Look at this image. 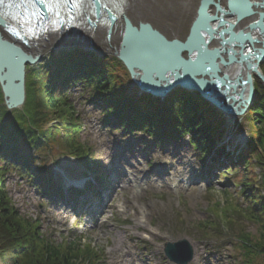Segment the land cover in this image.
Segmentation results:
<instances>
[{"label":"trees","instance_id":"16d2710c","mask_svg":"<svg viewBox=\"0 0 264 264\" xmlns=\"http://www.w3.org/2000/svg\"><path fill=\"white\" fill-rule=\"evenodd\" d=\"M117 63H120L118 66ZM264 74V66L260 67ZM125 66L116 58L100 55L76 46L60 50L42 65L28 68L26 101L23 107L8 110L0 88V260L2 264H99L100 250L82 236L57 242L40 230L39 220L20 215L12 206L3 186L5 175L16 172L44 192L48 176L41 151L50 150L53 158L68 153L74 158L88 159L89 151L78 140L80 117L67 98L70 86L80 84L83 98L100 107L104 116H113L126 129L144 131L161 139L166 135L190 136L199 150L200 161L209 162L208 169L228 177L235 190L224 189L226 206L221 214L227 227L215 220L197 226L210 248L222 245L233 250L230 264H264V85L255 81L256 97L244 118L250 137L247 148L236 152L217 148L212 161L220 118L197 92L176 89L164 100L151 94L129 93L124 88ZM130 76V75H129ZM56 149V150H55ZM229 164L222 168V158ZM36 161L40 164L35 165ZM93 177L103 174L92 169ZM212 177V176H211ZM91 190V185H88ZM92 191H94L92 189ZM70 192L78 193L71 189ZM243 200L240 202L239 199ZM71 199H74L71 196ZM77 206V205H76ZM220 210L219 202L214 205ZM224 209V210H223ZM234 211L257 227L252 234L243 229L232 230L228 213ZM230 221V222H229ZM210 227L207 231L203 228ZM228 229V230H225ZM226 237V238H225Z\"/></svg>","mask_w":264,"mask_h":264},{"label":"rangeland","instance_id":"374dc122","mask_svg":"<svg viewBox=\"0 0 264 264\" xmlns=\"http://www.w3.org/2000/svg\"><path fill=\"white\" fill-rule=\"evenodd\" d=\"M97 33L101 41H107L106 34L100 30ZM76 46L94 50L100 55L115 57L113 46L103 48L88 38L78 36L77 41L52 47L45 55L40 56L35 65L28 68L45 64L53 53ZM117 64L120 66V63ZM261 66H264V62ZM254 78L258 83L257 78ZM123 79L124 88L129 93L138 95L140 90L131 77L125 74ZM82 94L80 84L70 86L66 93L77 116L80 117L78 140L88 149L89 158L78 159L68 153H60L53 158L50 150L43 149L40 155L45 159L47 165L45 176H48L44 192L51 193V189L60 185L62 187L65 179L87 176L90 180L93 168L104 173L102 181L109 185L114 175L122 172L125 164L129 163L138 167L140 177L148 178L151 183L148 186L144 185L140 191L132 187L121 189L119 184L127 180L117 178L116 190L113 194L109 193L110 199L105 207L97 208L91 215L81 213L79 208L74 209L63 200H53L45 196L44 192L38 191L28 178L12 172L5 175L3 180L8 196L11 189H6L5 186L16 176H19L26 185V189H16L17 192L24 193L23 212L9 196L17 212L28 219L35 216L33 220H39L41 232L57 242L70 237H84L86 241L99 248V264H177L165 255V246L168 242L182 239H187L191 245L197 243L199 247L197 258L187 264H230L232 248L222 245V241L217 243L220 249L210 248L211 242L203 238V232L197 226L202 221L215 220L226 224L224 226L227 227V220H224L221 214V207L226 206V196L222 191L235 190L228 177L219 176L215 168L212 170L214 177H208L209 162L200 161L199 150L192 146L189 135L175 137L166 135L158 139L144 131L126 129L117 124L113 116H104L100 107L93 101H86ZM209 106L221 120L218 139L227 142L229 150L232 146H235L236 152L247 148L250 134L245 114L237 116L235 121H230L227 115L211 103ZM90 113L95 114L96 118L94 119ZM107 144L114 147L116 155L108 156L105 153L104 146ZM175 155H179L186 162L184 169L188 173L180 176L172 174L170 186L164 185L157 181V172L166 164L167 156L174 158ZM119 159H124V163L117 161ZM176 161L174 158L172 165H176ZM38 164L40 161H36L35 165ZM228 165L229 163L225 162L223 170H227L225 168ZM177 177L180 178L179 181L186 182L185 186L177 187V183L173 186V180ZM63 198L67 199V194L63 195ZM33 199L38 202L33 204ZM239 201L243 202L242 198ZM217 202L220 205L219 211L214 207ZM228 216L232 220V230L229 233H237L241 229L252 234L257 233V227L238 213L231 211ZM203 229L211 230L210 227Z\"/></svg>","mask_w":264,"mask_h":264},{"label":"water","instance_id":"95a60500","mask_svg":"<svg viewBox=\"0 0 264 264\" xmlns=\"http://www.w3.org/2000/svg\"><path fill=\"white\" fill-rule=\"evenodd\" d=\"M195 17L217 27L221 34L207 46L211 61L208 73L191 70L177 77L168 67L161 46L179 47L184 43L167 38L149 22H132L127 17L122 18L121 40L113 48V54L139 89L153 97L166 98L180 87L199 93L225 114H245L256 97L252 74L264 85L260 70L264 62V2L215 0L213 4H205L199 0ZM6 39L10 45L14 43L25 50L26 57L17 60L9 47L0 46V88L4 105L15 110L26 101L28 66L35 65L40 56L22 42L7 35ZM248 48L253 51L246 59L242 53ZM165 255L177 264H187L194 258V249L187 239H182L168 242Z\"/></svg>","mask_w":264,"mask_h":264},{"label":"bare ground","instance_id":"6f19581e","mask_svg":"<svg viewBox=\"0 0 264 264\" xmlns=\"http://www.w3.org/2000/svg\"><path fill=\"white\" fill-rule=\"evenodd\" d=\"M198 3L199 0H137L134 10L123 11L125 16L132 22H149V24L154 26L164 36L180 43L187 42L189 37L193 38L196 34V30L200 29L201 36L205 40V48L207 49L212 39H218L221 34L217 27L209 25L208 23H203V20L195 17ZM205 29H207V31H205ZM98 30L106 34L105 31L99 28L94 29L91 34L88 33L87 35H90L89 40L92 41V43L103 48L112 46V48H114L118 46L121 40L118 28L109 33V37L106 38L107 41L100 40V36L97 33ZM79 33L80 35H78V33L72 34L74 38L71 40L66 39V34L50 35L47 39L41 40L36 47L33 48V51L39 54V56H43L54 46L77 41L78 36L81 37L82 34L81 32ZM254 77V74H252V78L255 82ZM227 117L230 121H235L237 119V116L233 115H227ZM104 148L108 156L116 155L113 150L114 147H111V145L107 144ZM174 158L177 159L176 165H172ZM174 158L167 156L166 164L159 168L157 172V181L164 185L170 186V175L180 176L188 173L187 170L184 169L187 165L186 162H184L179 155H175ZM117 161H122L124 163L125 160L119 159ZM125 165L122 172L120 171L118 174H115L117 178L121 177L124 178V181L125 179L127 180L124 183L121 182L119 188L132 187L136 191H140L144 185L148 186L151 183V180L148 178L140 177L139 168L135 167L134 164L129 163ZM185 183L184 180H181L177 183V187L185 186ZM192 247L194 249V261L198 256L199 247L197 243H192Z\"/></svg>","mask_w":264,"mask_h":264},{"label":"snow or ice","instance_id":"6c2138e0","mask_svg":"<svg viewBox=\"0 0 264 264\" xmlns=\"http://www.w3.org/2000/svg\"><path fill=\"white\" fill-rule=\"evenodd\" d=\"M114 2L121 7V10H134L137 0H114ZM202 2L213 4L215 0H202ZM261 2H264V0H261ZM41 5L57 18L66 12L67 16L73 19H75L73 13L79 9L87 11L96 8L97 5L105 9L109 7L107 3L101 4V0H0V46L9 47L11 54L17 60L26 58L24 57L25 50L17 47L14 43L10 45L6 35L22 41L25 45L29 44V38H35L37 35L36 29L32 26L33 18L36 19L37 23L44 19L38 11ZM5 8L19 9L20 11L12 14L5 11ZM25 14H27L26 18L21 19L20 17L25 16ZM80 15L83 17L84 13L81 12ZM93 16H95V12H93ZM112 19L116 20L117 17L112 16ZM68 22L70 23L71 21ZM52 23L55 24L57 21H52ZM73 38L71 33L66 34V39L71 40ZM161 47L163 48V55L168 67L175 71L177 77L191 70L210 72L208 67L211 63L209 50L205 48V40L201 36L200 29L196 30L193 38L179 47H170L168 45H162ZM252 51V48H248L242 55L247 59ZM252 67L255 68L256 66L252 65ZM167 70L168 68L165 71Z\"/></svg>","mask_w":264,"mask_h":264},{"label":"clouds","instance_id":"9594fccd","mask_svg":"<svg viewBox=\"0 0 264 264\" xmlns=\"http://www.w3.org/2000/svg\"><path fill=\"white\" fill-rule=\"evenodd\" d=\"M90 115L93 116V118H96L95 114H91ZM101 140H103V137H101ZM13 175L15 176V173H13ZM179 177H177L175 180H173V186H175L176 183L179 182ZM6 189H11V191L9 192V196L12 200V202L17 206L21 208V212L24 211V208L22 207V205L25 203L24 201V193L23 192H17L16 189L17 188H25L26 189V185L24 181H21L19 179V176H16V178L14 180H11L8 182V184L5 186ZM38 201L36 199L32 200V203L35 204ZM33 219H35V216H33Z\"/></svg>","mask_w":264,"mask_h":264}]
</instances>
